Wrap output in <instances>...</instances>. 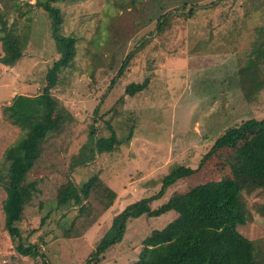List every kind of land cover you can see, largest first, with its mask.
<instances>
[{"label": "rangeland", "instance_id": "rangeland-1", "mask_svg": "<svg viewBox=\"0 0 264 264\" xmlns=\"http://www.w3.org/2000/svg\"><path fill=\"white\" fill-rule=\"evenodd\" d=\"M210 1L201 0L192 16L175 17L158 33L156 23L149 21L151 0L53 2L62 10L60 33L75 38V54L51 90L64 108L62 129L43 143L42 154L24 178L37 182L20 221L24 245H38L24 256L27 264H85L113 217L130 203L154 196L150 205L155 208L198 183L231 177L238 159L252 157L254 144L264 145L249 129L233 148L207 156L225 129L239 127L249 117L264 118V6L254 8L251 0ZM34 2L0 0L8 24L14 22L15 32L28 36L14 65L0 62L4 104L15 94L40 93L59 54L50 16ZM145 81L141 91L126 93L131 83ZM2 109L0 133L6 131L0 150L20 133ZM131 128L130 139L122 138L110 152H96L92 129L106 137L112 129L121 138ZM259 151L257 156H264ZM79 152L81 160H92L70 168ZM180 167L194 171L166 181ZM94 175L115 192L114 198L93 188L82 199L85 214L77 215L70 210L73 206H57L61 184L70 180L80 187ZM5 179L0 178L1 248L8 244L2 222ZM74 196L81 199L78 190ZM246 197L264 206V190ZM249 206L250 218L236 229L256 250L264 249V213ZM176 215L168 211L128 221L122 240L97 264H134L143 238ZM10 241L6 250L18 253Z\"/></svg>", "mask_w": 264, "mask_h": 264}, {"label": "trees", "instance_id": "trees-1", "mask_svg": "<svg viewBox=\"0 0 264 264\" xmlns=\"http://www.w3.org/2000/svg\"><path fill=\"white\" fill-rule=\"evenodd\" d=\"M64 1L67 0H35L34 5L41 6L50 16L51 35L59 54L47 69L46 83L39 94H17L10 104L2 109L6 118L20 127L17 139L3 151L0 164V170L5 168L7 172L6 197L2 202L3 226L15 243L17 251L25 255L30 254L38 245L33 243L25 246L22 242L20 221L24 205L31 200L37 188L36 180L25 182L24 178L42 154L43 143L62 129L64 108L51 90L58 84L59 72L69 66L75 54V38L60 33L62 10L53 4ZM151 2L152 17L149 21L156 23V33L163 29L166 23L170 25L175 17L189 18L201 5V0ZM218 2L220 1L211 0L208 4L215 5ZM251 2L254 8H257V4L264 6V0ZM27 37L25 32L16 33L14 22L8 24L0 13V62L14 65L23 55ZM145 87L146 81L131 83L126 88V93L132 95ZM249 129L255 130L262 140L261 144H264V118L249 117L241 120L239 127L230 126L225 129L215 139L207 156L216 155L217 150L224 147L233 148L237 141L246 138ZM96 134L95 129L90 131L96 152H110L120 144L122 138H131L132 128L121 138L112 129L107 137ZM262 148L264 145L254 144L250 151L254 155L245 161L238 159L231 177L198 183L188 190L173 194L155 208L150 205L154 196L130 203L113 217L109 229L90 253L85 264H97L104 259L106 251L122 240L128 221L141 215L156 217L168 211L175 212L176 217L163 228L154 229L143 238L141 251L134 264H264V249L256 250L253 242L236 229L250 218L249 205L264 213L262 204L246 197L256 190H264V156H257V151L264 152ZM80 156L79 152L72 158L70 168L92 160H81ZM193 171L189 167L177 168L166 177V181L175 180L176 177L188 175ZM93 188L99 189L109 199L115 197V192L94 175L80 187L70 184V180L61 184L56 193V204L62 208L73 206L70 210H75L77 215L85 214L86 207L82 199L87 198ZM76 190L81 199L74 196Z\"/></svg>", "mask_w": 264, "mask_h": 264}, {"label": "crops", "instance_id": "crops-1", "mask_svg": "<svg viewBox=\"0 0 264 264\" xmlns=\"http://www.w3.org/2000/svg\"><path fill=\"white\" fill-rule=\"evenodd\" d=\"M0 91H2L1 90V88H0ZM37 94H39V93H37ZM15 95H17V94H15ZM14 95V96H15ZM23 95V94H22ZM34 95H36V94H34ZM13 96V97H14ZM28 96H33V95H28ZM12 100V99H11ZM11 100H8V104H5V106H7V105H9L10 104V102H11ZM11 126L13 127V129H15V128H18V130H20V127L19 126H17V125H15V124H12L11 123ZM5 131L6 130H2V133H0V137H1V134L3 135L4 133H5ZM2 141H4L2 138H1V140H0V143L2 142ZM14 142V141H13ZM12 142H10V143H8L7 145H5V146H3L2 147V149L0 150V164H1V160H2V154H3V151L5 150V148L9 145V144H11ZM0 167H2L1 165H0ZM5 175V176H4ZM6 175H7V172H6V170H5V168H2L1 170H0V178L1 177H3V180H4V178H6ZM2 184V181L0 180V185ZM5 197H6V195L4 196V198H3V200L5 199ZM2 222L4 223V211L2 210ZM4 230H5V232H6V234L4 233V235L6 236V238L8 239V244L7 245H4L2 248H1V250H2V252H4V253H14V254H17V255H22V256H27V255H25V254H22V253H20L19 251H18V253H15V252H13V251H11V250H6L7 248H9L10 249V247L12 246V242L10 241V236H9V234H8V232H7V230L4 228ZM3 235V234H2ZM7 251V252H6Z\"/></svg>", "mask_w": 264, "mask_h": 264}, {"label": "built area", "instance_id": "built-area-1", "mask_svg": "<svg viewBox=\"0 0 264 264\" xmlns=\"http://www.w3.org/2000/svg\"><path fill=\"white\" fill-rule=\"evenodd\" d=\"M5 106V104L0 100V111ZM1 237V229H0ZM0 264H27L24 256L17 255L14 253H4L1 250V241H0Z\"/></svg>", "mask_w": 264, "mask_h": 264}]
</instances>
